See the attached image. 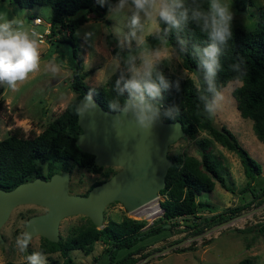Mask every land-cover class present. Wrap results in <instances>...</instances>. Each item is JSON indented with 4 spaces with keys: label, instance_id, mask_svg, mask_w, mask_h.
<instances>
[{
    "label": "trees",
    "instance_id": "16d2710c",
    "mask_svg": "<svg viewBox=\"0 0 264 264\" xmlns=\"http://www.w3.org/2000/svg\"><path fill=\"white\" fill-rule=\"evenodd\" d=\"M20 7L31 8L34 5H46L50 8L49 34L46 39L50 43L64 42L70 45L71 55L75 59L69 86L74 96L68 100L63 109L55 115L38 133L27 135L17 125H12L7 134L0 139V187L8 189L21 181L35 176L48 177L53 172L61 169L69 171L72 162L78 167H83L90 172H97L102 166L96 165L93 154L83 151L75 143V137L80 131L76 121V103L84 92H90L92 96L107 110L108 99L114 96V85L119 73L113 72L106 78L102 85H91L85 82V76L93 71V67L83 68V61L77 52V43L74 31L78 25L89 18H103L107 7L96 5L94 0H10ZM249 2L251 0H248ZM115 3L116 0H110ZM91 15V16H90ZM161 28L166 27L161 24ZM66 31L65 33H60ZM179 38L187 41L185 53L180 52ZM166 39L181 57L183 68L192 73V76H183L180 80V90L177 91L174 82L181 77L161 66L165 77L173 82V86L164 92L161 101L162 110L178 105L180 120L184 135L194 138L199 130L206 132L207 136L195 139L199 157L188 154L185 151L168 153L170 165L165 173V181L158 194H162L160 206L162 213L155 223L145 224L143 220L124 216L120 220L109 219L102 226L97 227L88 217L87 222L77 226L74 232L61 237L56 241H49L41 236V241L35 251L46 253L59 251L63 264H75L69 252L79 249L84 254L92 251L93 242L101 240L104 244L102 250L106 253L108 264H134L135 261L147 253H136L139 247L131 248L138 241L155 234L163 229L173 226L181 218L186 227L192 228L191 234L203 230V225L192 218H197L198 210H211L206 200H198L196 196L201 191H210L217 181L224 189L232 191L225 183L220 157L211 150L212 141L219 143L228 150L234 151L242 164L243 173L253 180L254 176L261 173L260 164L254 160L247 150L239 143L235 135L225 126L216 125L212 118L209 119L203 112V106L198 99L197 84L199 71L192 57L193 46H203L206 37L203 36L195 25L189 24L188 28L179 34L171 32ZM147 44L156 47L157 39L154 36L146 37ZM136 48V44H133ZM237 60L244 61L246 74L231 90L236 101V109L240 116L251 120V127L255 137L264 144V7L256 10L255 25L250 29H243L232 25V38L224 56L221 58L222 71L217 78L218 88L227 81L237 79L236 74L230 69V65ZM3 86H0V93ZM125 95H127L125 93ZM0 100V106H1ZM164 120H170L165 119ZM44 166V168L42 167ZM104 178L91 182L88 189ZM86 191V192H87ZM264 195V190L260 196ZM264 201L260 197L257 203ZM251 200L241 205L227 206L203 217V224L210 225L220 222L229 214H235L242 208L249 206ZM185 221H189L186 223ZM191 248L190 245H188ZM119 249L126 251L116 256ZM181 250V248H180ZM183 250V249H182ZM33 251L28 249L25 257ZM3 264H27L26 260L14 262L5 260ZM218 264H253L250 257L244 256L235 263Z\"/></svg>",
    "mask_w": 264,
    "mask_h": 264
},
{
    "label": "rangeland",
    "instance_id": "374dc122",
    "mask_svg": "<svg viewBox=\"0 0 264 264\" xmlns=\"http://www.w3.org/2000/svg\"><path fill=\"white\" fill-rule=\"evenodd\" d=\"M228 3L234 13L232 25H237L243 29H250L255 25L256 10L259 6L264 7V0H251L250 2L248 0H228ZM106 14L107 9L103 18H89L78 25L74 31L77 52L83 61V68H94L84 78L85 82L91 85H102L113 72L111 61L117 52L123 56L127 55L129 51L134 52L136 49L133 47V44H136L135 40L130 43L125 40L123 47L120 46L119 42L124 40V36L128 33L127 22L108 20ZM0 15L8 19L22 20L28 29L33 28L38 33H43L46 22L49 20L50 8L46 5H34L31 8H25L10 0H0ZM34 15L39 16L42 22L32 26L29 17ZM114 27H119L122 30L120 36L113 32ZM93 30L95 31V36L92 38L94 39V46H90V41L84 40V34ZM159 45L160 41L157 39L156 47ZM40 48V71L33 74L27 82L19 85L16 91L3 86L0 94L7 104L1 102L0 106V139L7 134L10 121L12 125L20 126L27 135L38 133L74 96V92L69 86L73 63L75 62L71 55L70 45L64 42L50 43L44 37L40 41ZM164 65L175 74L193 77L191 72L183 68L181 58H174L170 65L167 63ZM51 67L58 68V73L54 74L50 70ZM237 84H239V80L233 79L219 87L225 96V100L223 107L212 120L216 125L225 126L235 135L249 155L260 164L261 173L254 176L253 180L247 181L248 178L243 173L238 155L212 141L211 150L220 157L223 166L221 174L232 191L224 189L217 181L214 182V186L209 192L201 191L196 199L208 201L211 210H198L196 213L198 217H193L192 221L195 220L203 225V230L198 232L201 233L219 223L204 225L203 217H208L227 206L241 205L248 200H251V203L237 213L225 217L223 220L229 219L226 223L199 236L192 237L197 233L191 234L192 228L186 227L181 218H176L175 221L177 222L173 226L145 237L131 248L139 247L136 253L139 256L141 253L152 252L162 246L184 239L182 243L146 259L141 264L235 263L244 256L250 257L253 264H264V207L240 215L241 212L264 203V201L257 203L260 197H264V195L260 196L264 190V144L255 137L251 120L240 116L236 109V101L231 90ZM200 136H207V134L205 131L199 130L194 138L181 135L168 145L167 153L185 151L199 157L195 139ZM42 167L44 168V166ZM68 168L70 173L68 191L82 194L86 193L91 182L106 178L117 169L116 166L104 165L99 171L90 172L72 162ZM158 195L159 199L162 200L163 195ZM44 211V207L33 203L18 204L11 209L7 219L0 226V264H3L5 260L14 262L26 260V253H21L16 247V238L24 231V222L29 215ZM124 216L143 220L145 224L158 221L155 218L149 222L141 214L128 212L116 200L106 204L103 209V223L109 219L120 220ZM86 217L82 214H72L61 218L58 225L59 235L64 237L74 232L78 225L87 222ZM185 222L190 224L189 221ZM40 241V235H33L32 243L28 249L34 252ZM188 245L191 248H187ZM103 246L101 240H96L93 242L90 253L84 254L79 249H72L69 255L75 264H108L106 253L102 250ZM125 251L126 249H119L116 256L122 255ZM43 254L47 257V264H63L59 251Z\"/></svg>",
    "mask_w": 264,
    "mask_h": 264
},
{
    "label": "clouds",
    "instance_id": "9594fccd",
    "mask_svg": "<svg viewBox=\"0 0 264 264\" xmlns=\"http://www.w3.org/2000/svg\"><path fill=\"white\" fill-rule=\"evenodd\" d=\"M96 5L107 7L106 18L112 21H126L128 33L121 40L136 42L134 52L127 55L117 52L111 61L113 74L119 73L108 99V108L114 113L113 127L117 128L126 122H132L142 133H149L161 118L175 121L180 115L178 105H173L163 112L161 101L164 92L173 86L161 66L171 64L172 60L181 56L169 46L166 37L173 31L184 32L189 24L206 37L203 46L194 45L192 57L199 71L197 91L203 112L209 119L214 118L223 107L224 94L217 85V78L222 71L221 58L224 56L232 38V21L234 13L228 0H94ZM163 24L166 27L161 28ZM113 32L120 36L122 30L114 27ZM95 31H87L84 40L94 46ZM154 36L160 41L157 47L147 44L146 37ZM40 34L29 30L22 20L8 19L0 15V86H7L16 91L18 86L40 71L41 48ZM180 52L187 51L186 40L179 38ZM237 80L246 74L243 60L230 65ZM54 74L59 69L51 67ZM174 82L180 90V80ZM125 93L127 95H125ZM96 104L91 94L80 101L76 113L84 117L94 112ZM33 233L23 231L17 236L15 244L21 253L28 251L32 243ZM27 264H47V257L38 251L26 256Z\"/></svg>",
    "mask_w": 264,
    "mask_h": 264
},
{
    "label": "water",
    "instance_id": "95a60500",
    "mask_svg": "<svg viewBox=\"0 0 264 264\" xmlns=\"http://www.w3.org/2000/svg\"><path fill=\"white\" fill-rule=\"evenodd\" d=\"M87 94L91 93L84 92L79 97L76 108ZM91 97L97 107L84 117L76 113L80 131L75 137V143L83 151L93 154L96 165L116 166L117 169L93 184L85 194L68 191L70 173L66 169L53 172L48 177L35 176L8 189L0 187V226L14 206L22 203L37 204L44 207L45 211L29 215L24 222V231L56 241L59 237V221L65 216L82 214L100 227L104 224L103 209L109 202L119 201L129 212L157 196L158 190L164 185L165 173L171 162L167 153L168 145L184 134L180 120L161 118L149 133H142L132 122L115 128V114L103 108L92 94ZM263 207L264 203H261L240 215ZM228 220L220 221L192 237L209 232ZM183 240L149 252L134 264H141Z\"/></svg>",
    "mask_w": 264,
    "mask_h": 264
},
{
    "label": "built area",
    "instance_id": "2783aa9c",
    "mask_svg": "<svg viewBox=\"0 0 264 264\" xmlns=\"http://www.w3.org/2000/svg\"><path fill=\"white\" fill-rule=\"evenodd\" d=\"M29 21H30L32 26H35V25L41 23L42 19L39 16L34 15V16L29 17ZM29 30H34V29L30 28ZM65 32L66 31H61L60 33H65ZM39 34L41 37L40 41H42V39L44 37L46 38V34H49V21L46 22V26L43 29V33H39ZM130 212L138 213V214L145 216L149 222L152 221L153 219L159 217L162 213L159 195L157 194V196H155L154 198L150 199L149 201L141 204L140 206L134 208Z\"/></svg>",
    "mask_w": 264,
    "mask_h": 264
},
{
    "label": "crops",
    "instance_id": "0c3cea01",
    "mask_svg": "<svg viewBox=\"0 0 264 264\" xmlns=\"http://www.w3.org/2000/svg\"><path fill=\"white\" fill-rule=\"evenodd\" d=\"M0 100L2 101V103H6V101L1 97V94H0Z\"/></svg>",
    "mask_w": 264,
    "mask_h": 264
}]
</instances>
